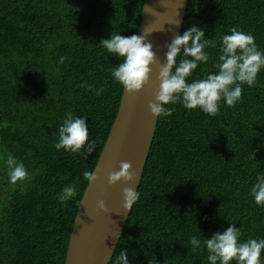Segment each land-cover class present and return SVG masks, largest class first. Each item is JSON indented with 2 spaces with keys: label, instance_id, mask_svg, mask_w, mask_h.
Here are the masks:
<instances>
[{
  "label": "trees",
  "instance_id": "1",
  "mask_svg": "<svg viewBox=\"0 0 264 264\" xmlns=\"http://www.w3.org/2000/svg\"><path fill=\"white\" fill-rule=\"evenodd\" d=\"M145 2L0 0V264H66L89 185L83 174L95 170L124 92L110 71L121 58L99 44L111 34L138 35ZM194 25L217 47L206 49L209 62L189 83L216 71L218 38L233 27L264 51V0H189L181 34ZM171 107L170 117L159 118L139 200L110 264L121 249L130 264H208L190 238L230 223L242 240L264 239V207L250 195L264 174V71L256 87L244 86L241 102H221L215 117ZM69 112L87 117L96 149L86 158L54 148ZM8 152L29 172L23 184L8 181ZM66 186L77 195L61 203Z\"/></svg>",
  "mask_w": 264,
  "mask_h": 264
},
{
  "label": "clouds",
  "instance_id": "2",
  "mask_svg": "<svg viewBox=\"0 0 264 264\" xmlns=\"http://www.w3.org/2000/svg\"><path fill=\"white\" fill-rule=\"evenodd\" d=\"M147 10V9H146ZM178 23V22H177ZM147 34H111L110 38L102 39L100 46L108 53L121 58V63L113 67L111 75L115 82L129 94L142 91L150 82L152 66L157 62L153 45ZM219 55L210 72L202 79H189L201 65L209 62L210 46L216 48L213 41L206 38L203 29L192 26L183 34L175 36L171 43L166 45L165 63L159 70V91L154 101L148 104L151 114L156 118H167L173 114V105L182 104L188 111L199 110L207 116L215 117L220 112L223 102L228 107H235L242 99L243 88L257 86L258 76L264 71V51H261L255 37L233 27L228 34L219 36ZM63 62V59L61 60ZM96 95L104 89H95L90 85L82 84ZM80 116L67 113L63 123L58 128V140L54 144L56 150L78 154L86 158L96 149L90 138L89 128ZM254 156V154H253ZM8 181L12 185L23 184L30 178L23 162L18 161L10 152L6 153ZM84 178L89 185L97 181V170L86 171ZM113 186L121 182L130 185L123 190V209L131 211L139 200L136 191V173L130 163L122 162L118 172H111L108 176ZM77 195L73 186H66L58 194V201L67 202ZM250 195L259 207H264V174H258L256 182L250 190ZM101 211H107L106 204H98ZM201 234V233H200ZM201 236H203L201 234ZM241 229L235 224L222 232H216L203 240L197 236L190 238L193 251L206 250L208 264H264V239H241ZM116 264H130L126 249H121L115 258Z\"/></svg>",
  "mask_w": 264,
  "mask_h": 264
},
{
  "label": "water",
  "instance_id": "3",
  "mask_svg": "<svg viewBox=\"0 0 264 264\" xmlns=\"http://www.w3.org/2000/svg\"><path fill=\"white\" fill-rule=\"evenodd\" d=\"M188 3L189 0L145 2L138 35L151 32L148 39L157 62L142 91L123 92L118 115L95 168L98 179L88 185L74 222L66 264H110L131 211L123 209V190L130 185L121 182L113 186L108 176L118 172L122 162L130 163L137 176L136 191L139 190L159 121L148 104L159 91V70L166 62V45L181 35ZM101 201L107 211L99 209Z\"/></svg>",
  "mask_w": 264,
  "mask_h": 264
}]
</instances>
